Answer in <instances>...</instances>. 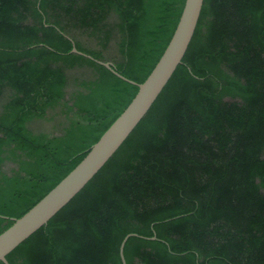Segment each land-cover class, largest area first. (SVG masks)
Segmentation results:
<instances>
[{
	"label": "trees",
	"instance_id": "trees-1",
	"mask_svg": "<svg viewBox=\"0 0 264 264\" xmlns=\"http://www.w3.org/2000/svg\"><path fill=\"white\" fill-rule=\"evenodd\" d=\"M186 0H0V235L139 91ZM264 264V0H205L118 152L10 264ZM156 236V240H148ZM0 264H4L0 262Z\"/></svg>",
	"mask_w": 264,
	"mask_h": 264
},
{
	"label": "water",
	"instance_id": "water-1",
	"mask_svg": "<svg viewBox=\"0 0 264 264\" xmlns=\"http://www.w3.org/2000/svg\"><path fill=\"white\" fill-rule=\"evenodd\" d=\"M204 3L205 0H186L172 39L159 62L142 84L122 76L111 63L98 61L78 51L76 47L72 49L71 53L94 60L120 79L138 85L139 91L126 110L92 146L80 164L24 216L13 219L14 224L0 235V262L10 264L7 260L8 255L45 227L94 179L149 113L178 67L183 64L196 33ZM131 237L141 236L129 234L124 238L120 246L122 264H127L124 252ZM144 238L157 239L156 236Z\"/></svg>",
	"mask_w": 264,
	"mask_h": 264
}]
</instances>
